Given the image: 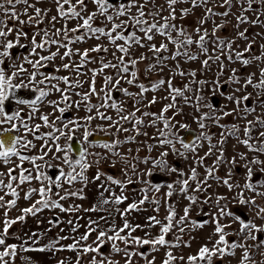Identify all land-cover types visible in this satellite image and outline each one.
<instances>
[{
    "label": "snow or ice",
    "instance_id": "6c2138e0",
    "mask_svg": "<svg viewBox=\"0 0 264 264\" xmlns=\"http://www.w3.org/2000/svg\"><path fill=\"white\" fill-rule=\"evenodd\" d=\"M52 2L56 8V15L49 16L50 9L37 6L41 0H0V13H2L0 15V164L7 166L6 171H0V192L4 193L0 195V209H3L2 220H0L2 223L0 264H12L18 255V250L38 253L51 252L53 254L61 251L76 253L74 262L65 258L58 260L57 264H83L85 256L88 257L87 264H120L119 261L112 258V253L123 254V264H136L135 257L137 256L145 259L147 264H155L154 258L149 259L144 252L138 251V249L148 246L155 252L159 250V247L169 249L178 248L181 245L190 247V244L182 239L181 234L196 228H203L206 224L214 225L213 232L207 238V243L202 245L196 254L187 256L185 260V257H177L169 250L166 252V258L162 264H175L176 261L184 262V264H201V262L213 264V258L223 260L226 256L234 257L237 249H242L239 264H246L252 258L249 248L254 247L257 251L264 249V239L260 238L264 235V206L258 204L255 198L256 196L264 198V192L258 190L264 188V159H261L264 157V114L256 115L253 120L247 119L249 115L256 112L257 107H264V43L259 44V54H256L257 37L264 40V0H165L162 5H156L155 0H119V2L117 0H52ZM89 4L94 6V10H89ZM149 4L154 6L155 11L147 7ZM180 4H187L189 7L179 9L180 16L177 17V6ZM17 6L22 7L18 9ZM196 8L202 9V14L197 18L196 27L191 32L183 25L174 23L178 18L183 20L193 15V9ZM164 11L168 12V16L163 15ZM4 16L9 19L5 20ZM101 18L102 25H97L96 21ZM45 19L48 20V26L41 27ZM73 20L77 23L75 27L69 28L68 23ZM61 21L63 23H60ZM57 24L60 26L57 27ZM206 25H210V29ZM26 27L32 29V34L25 30ZM229 27L232 30L230 35H220ZM252 28H261L262 31L250 32ZM10 35L13 39H9ZM157 35L163 37L167 43L161 42L159 45L154 43V38ZM22 38L28 40L27 45L21 43ZM101 38L106 39L112 46L113 60H108L103 55L97 57L91 55V53L100 54L110 51V48L102 42L85 48L83 51L71 46L86 42L88 39L101 41ZM169 44L173 46L172 49L169 48ZM17 46L30 49L29 55L23 57V63H16L9 51ZM193 46L196 51L192 50ZM53 48L55 50H52ZM138 48H146L147 52H141L139 56H134V52ZM41 51L47 52V54L42 55ZM164 53H169V55H164ZM200 55L205 57L201 61L202 70L210 69L215 64L218 71L211 81L193 80L192 83L201 86L197 92H202L203 86L211 84L210 94L212 96L219 95L225 102L224 108L218 111L216 106L205 96L196 94L194 96L198 102L196 110L199 112L201 107L209 109V111L201 112L199 116L194 117L201 131L193 143L185 142L179 136L175 137L174 142L171 138L175 135L172 131L174 128L179 126L181 129H188L187 124L175 120V116L182 112V109L178 107V99L182 98L187 104L193 97L186 95V92L192 90L189 84H185L182 88L175 87L173 79L176 75L196 77L195 70L186 72L181 68L179 59L183 58L185 62L195 61ZM30 57H35V59ZM75 57H78V60ZM57 59L60 64L55 65L54 62ZM146 60L149 63L144 72L156 73L160 76L159 79L150 81L147 86L140 82L141 72L137 67ZM169 60L174 61L175 64L169 65L167 63ZM225 60L229 64L238 63L241 68L255 66L259 75L257 76L255 72L244 75L240 69L229 68L224 63ZM9 61L12 63L9 64ZM49 64L54 66V71L51 74L42 71ZM89 64H98V67L88 68ZM86 68L87 71H84ZM166 68L169 69L167 79L161 76ZM108 69L114 71L109 74L106 71ZM60 72H68L69 75H58L57 73ZM85 76L88 77L87 80L82 79ZM98 76L103 77L99 88L97 87ZM25 79L27 83L24 82ZM14 80H19V83H13ZM52 81L57 83H52ZM46 83L51 90L60 94L59 100H50L48 103L61 114L55 119L61 121L63 127H54V123L50 121L47 114L39 116L44 125L52 129L46 136L55 143L50 146L44 137L36 135L35 139L42 141L39 146L42 154L23 155L20 148L35 149L37 145L25 136H11L6 133L19 132L20 127H23L26 133L35 135L39 132L41 125L35 124L29 128L21 117V110L8 114L5 111V102L15 96V89L30 88L32 91L38 92L39 95L33 100L17 99L16 103L31 107L34 114L38 111L35 105L49 95V91L37 86ZM125 83L138 88L139 91H130L129 88L122 86ZM60 84H63L64 87H60ZM85 84H87V88H85ZM232 85L238 86L231 87L229 92L222 91L224 87ZM249 87L254 90L255 97L253 92L247 91ZM81 89L83 90L81 91ZM160 90L168 93L162 99L168 100L169 103L159 113L142 111L139 105L143 104L146 98L145 93ZM117 92L121 97H127L132 101L131 110L125 106L127 100H118L115 97L114 93ZM73 96L80 99L73 100ZM93 97L98 103H93ZM249 101H253V103H249ZM157 102V98L153 96L146 107ZM229 103L233 105L230 109L227 107ZM61 104H64L65 107H60ZM72 108L77 111L83 108L85 115L71 117L66 122L62 121L66 110ZM102 109L113 110L116 114L115 118L113 115H109L108 111H102ZM170 110H175L172 117L165 115ZM138 113L140 114L139 118L137 117ZM231 116L245 123L243 126L234 123L231 127L220 124L221 119ZM144 117H152L147 125ZM28 119H32V114H29ZM18 120L20 125L15 123ZM94 120L106 122V126L98 124L97 128L115 138L110 142L103 143L90 141L89 137L92 132L89 130V125ZM206 120L212 121L223 129L220 139L215 144L211 143L212 135L203 131L209 127L205 123ZM158 122H162L163 126L159 127ZM124 124L132 125L131 131L135 132L134 136L120 138L119 134L130 131L129 128L123 126ZM4 125H8V127L5 128ZM145 126L156 128V135L153 138L157 140L158 146L167 145L173 153H179L185 159L188 157L185 156V152H180L176 148V143H179L186 152L196 153L200 141H209L208 151L204 157H198V162L202 164L206 157L214 153L216 160L211 167H206L205 179L198 182L193 191L202 192L205 187H210L207 185L209 177H214L223 186H226L229 192L234 188H239L242 191L236 193L232 199L236 200L239 205L248 207L255 218L262 223L257 224L254 219H246L233 212L228 207L229 197L219 195L214 198L209 196L203 200L204 204L214 207L215 211H209L207 213L209 219L200 223L190 222L189 217L191 205L197 203L198 200L195 195H186L190 204L184 208L183 216L178 217L175 208L169 205L167 215L163 220L157 219L156 216H149L144 225L131 223L128 219L131 212L139 211L140 206L149 200V196L145 194L142 199L129 203L124 209L114 207L123 204L128 199L124 195L123 189L135 182L132 176H140L142 183L148 185L150 189L160 191L158 185L142 179L143 175L152 176L153 172L150 169H145L141 173L138 163L145 165L151 163L154 168H160L161 171L183 175L179 169L169 165L166 159L168 151H162L158 158L145 157L142 160L133 155L132 149H128L127 153L118 151L122 144L136 143V136H148L146 131H140L141 127ZM80 128L84 129L81 137L82 144H92L105 151L92 153L89 152L88 147L81 146L79 158H70L68 154L73 151V146L71 144L61 145L58 141L61 137L67 141H73L76 139V131ZM54 132L58 135H54ZM229 137L236 139L237 144L243 145L253 155L249 157L246 153L238 152L236 156L227 159L225 145ZM147 147L151 152L152 145H147ZM139 151L140 149L137 148L136 152ZM56 153H63V162L71 170L65 172L63 169H59V174L55 179H52L41 170L43 165L38 164L37 161H45V157L50 154L53 155V158L60 159L61 157L55 156ZM89 156L95 157L91 163L88 161ZM112 156L118 157L119 163L123 165L121 168L122 178L101 172L98 167L95 175L91 178L86 174L93 165H99L101 161H110ZM237 156H239V161L244 162L245 180L243 184L230 182L233 175L232 168L239 163ZM132 160H137L138 163H132ZM25 161L31 163L34 168H25ZM225 163L230 165L228 178H220L215 173ZM110 166L115 167L116 161H110ZM48 167L54 168L56 165L48 163ZM197 175L196 169L192 168L190 179L196 181ZM33 180L41 182V186L38 188L29 187L24 192L23 199L31 200L33 196L37 195L39 198L28 207L20 209L19 216L9 218V211L17 206L20 191L23 190L22 186L30 184ZM45 181L47 183H44ZM93 181L102 182L98 185V195L91 207L83 208L82 205L75 203L65 207L61 203V201H68L73 197L85 199L83 186ZM76 182H79L82 187L77 189L64 187L65 184L73 185ZM178 183L181 185L179 191L187 194L190 186L189 179L178 181ZM53 186L61 191L54 192ZM112 186L120 188L121 192L117 194ZM167 187L169 189L167 196L170 197L173 194V184L169 183ZM148 190L141 189L145 193ZM243 190L251 191L254 195L246 199ZM6 196H10L12 199L6 200ZM155 203L159 204L158 201ZM56 209L60 213L67 214L78 213L82 210L86 213L100 215L96 219L89 217L86 225H80L75 220L68 219L66 223L71 226V233H78L80 227H85V232L78 236L57 234L40 246V238L44 237L47 231H51L52 227L59 226L60 219L57 217L55 221L48 220L50 227L47 230L33 231L30 235L17 237L18 240H21L19 245L7 243V238L10 235L9 229L13 225L18 222L23 223L29 215L37 217L44 210ZM156 211H159V207L156 208ZM114 212L120 215L121 225L115 223ZM201 214H204L203 209H201ZM225 219L228 220V223H222ZM37 222L40 223L39 219ZM234 224H238L239 227L233 228ZM157 225H159V234L156 236H152L150 232H146L143 237L134 235L138 229L145 227L150 229ZM176 228L179 229V234L176 235L175 241L166 239L168 234ZM226 229H231V233ZM61 231L63 232L64 229ZM93 234H95V239L88 243ZM229 234L236 236L237 239L229 241L227 239ZM65 240L72 242L62 244L61 241ZM247 240L253 241V244H247ZM106 244L110 245L108 253L101 251ZM208 244H211V247ZM261 255H264V252H261ZM25 261L26 264H33L28 257H25Z\"/></svg>",
    "mask_w": 264,
    "mask_h": 264
},
{
    "label": "rangeland",
    "instance_id": "374dc122",
    "mask_svg": "<svg viewBox=\"0 0 264 264\" xmlns=\"http://www.w3.org/2000/svg\"><path fill=\"white\" fill-rule=\"evenodd\" d=\"M155 3H156V5H162L165 3V0H155ZM37 6L44 8V9H50L51 11L49 12V16L56 15V8H55V5L52 2V0H41V3H39ZM20 7H22V6H17L18 9ZM88 7H89L90 11L94 10L93 5L89 4ZM147 7L149 9L155 11V8L153 5L149 4ZM165 7H166V5H165ZM177 7H178V11H177L176 15H177V17H179L180 16L179 9L189 7V5L180 4ZM29 11H31V10H29ZM201 14H202V9L196 8V9H193V15H190L187 17V19H183V20L178 18L176 21H174V23H176L177 25H183L184 27H186V29L189 32H191L196 27V20L199 16H201ZM0 15H2V13H0ZM163 15L168 16V12L164 11ZM3 18L5 20L9 19L7 16H4ZM149 19H151V17H149ZM60 23H63V21H61ZM76 23H77V21L73 20V21L68 23V27L69 28L75 27ZM233 23H234V21H233ZM96 24L102 25V18L98 19L96 21ZM47 26H48V20L45 19L44 24L41 25V27H47ZM59 26H60V24H57V27H59ZM206 27H209V29H210V25H206ZM25 30L29 31V34H32V29H29L26 27ZM260 31H262L261 28L250 29V32H260ZM231 32H232L231 27H229V28L225 29L222 33H220V35H230ZM174 35H175V33H174ZM9 39H13V37L10 35ZM101 42L106 47H109L110 51L108 53H100V54L91 53V55L93 57H97L98 55H103L108 60H113L112 46L110 44H108L107 40L104 38H101V41H97L95 39H88L86 42L71 45V46L73 48H79L81 51H83V49L90 48V47L94 46L95 44L101 43ZM153 42L156 43L157 45H159L161 42L167 43V41L159 35L155 36ZM21 43L27 45L28 40L26 38H22ZM119 43H122V42H119ZM261 43H264V40H261L260 38L257 37L256 54H259V44H261ZM241 47H243V45H241ZM16 48H27V47L17 46L14 49H16ZM169 48L172 49L173 46L171 44H169ZM52 50H55V49L53 48ZM192 50L196 51L194 46L192 47ZM9 51L12 55L13 49H11ZM61 51H63V50H61ZM29 52H30V49H28L26 52L19 53L17 55V57L15 58V62L16 63H23V57L26 55H29ZM141 52L146 53L147 49L146 48L145 49H139L138 48L134 52V56H139ZM41 54L44 55V54H47V52L41 51ZM117 55H120V53H117ZM164 55H169V53H164ZM30 58L35 59V57H30ZM204 58L205 57L203 55H200L197 60L188 61V62H185V60L183 58L179 59L181 68L184 71L190 72V71L195 70L197 75L194 78L189 77V76L176 75L175 78L173 79V85L175 87H181L182 88L185 84H189L190 88L192 90L186 92V95L189 97H193V99L187 104L184 102V100L182 98L178 99V107L180 109H182V112L180 115L175 116V120H178L181 123L187 124L188 129H181V128H179V126L174 128L172 131L175 135L173 137H171L174 140V142H175L176 136L183 138V135L186 133H188L191 137L192 133L189 130H192L195 133V138L191 141L193 143L196 141V137L199 135V133L201 131V129H199L197 123L195 122L194 117L199 116L201 112L209 111V109L201 107L199 112L196 110V106L198 104V102L194 99V96L196 94H202L212 104H214L212 101V98L217 97L218 98V105H215L217 110L219 111L220 109L224 108L225 102L221 100V97L219 95L212 96L210 94L209 88L211 87V84L203 86L202 92H197V90L200 89L201 86L197 85L195 83H192L193 80L211 81L213 79V77L217 74L218 69H217V65H215V64H213L210 69H207V70L201 69V61ZM75 59L78 60V57H75ZM8 63L11 64L12 61H9ZM148 63H149V61L146 60L137 66L141 72L139 80H140V82L144 83L146 86L149 84L150 81H155V80L160 78V76H158L156 73L149 74V73L144 72V69ZM167 63L169 65L175 64V62L171 61V60H169ZM224 63L227 64L229 68L240 69L241 73H243L244 75H246L247 73H250V72H255L257 74V76L259 75L258 69L255 66H250L248 68H241L240 64H238V63L229 64L228 61H226V60L224 61ZM54 64L58 65V64H60V61L57 59L54 62ZM97 67H98V64H89L88 65V68H97ZM42 71H45V72L50 73V74L53 73V71H54L53 64H49V66L45 69H42ZM84 71H87V68ZM106 71H107V73L111 74L114 70L108 69ZM225 71L227 74V69ZM57 74L58 75H69L68 72H60ZM161 76L163 78L167 79L169 76V69L166 68L164 70V72L161 74ZM82 79L87 80L88 77L85 76V77H82ZM24 82L27 83V80L25 79ZM102 82H103V77L98 76L97 77V87L98 88L100 87ZM13 83H19V80H14ZM52 83H57V82L52 81ZM122 86L129 88V90L132 92H138L139 91L138 88L131 86V85H127L126 83L123 84ZM237 86L238 85L226 86L222 89V91L229 92L231 90V87H237ZM37 87H43L46 91H49V95L35 105V107L38 111L33 114L31 107H29L27 105H18L15 102V100H12V103H14L13 112H15L17 110H21V117L24 120V122H26L28 124L29 128H32L33 125H35V124H40L41 127H40V130H39L37 135L44 137L45 140H47L49 145L51 146L55 142L51 141V138L47 137L46 134L49 131H52V129L45 126L43 121L39 119V116L47 114V115H49L50 121H52L54 123V127H57V128L63 127L62 122L56 121V119H55L56 116H60L61 114L58 111L54 110L53 107L48 103L50 100H59L60 94L54 92V90H51L50 86L47 83L45 85H38ZM60 87H64V85L60 84ZM85 88H87V84H85ZM29 90H31V89L29 88ZM82 90L83 89H81V91ZM247 91L253 92V95L255 97V92L251 87H249ZM38 95H39V93H38ZM166 95H168V93L163 91V90L156 91V92L149 91V92L145 93L146 98H145L143 104H141L139 106L141 107L142 111H148L151 113H159L161 111V109L167 103H169L168 100L162 99V97H164ZM153 96H155L157 98L158 102L154 105H151L150 107H146L148 101L151 100ZM72 99L78 100L80 98L73 96ZM117 99L118 100L119 99L127 100V104L125 106L129 110H131L132 101L130 99H128L127 97H121L120 93H119ZM8 101H11V100L9 99ZM6 103H7V101L5 102V106H6ZM93 103H98V101L96 100L95 97H93ZM249 103H253V101H249ZM60 107H65V105L61 104ZM227 107L230 109L231 107H233V105L229 103L227 105ZM66 111H69L71 116L67 117V118H62V121H64V122H66L67 119H69L71 117L84 116L85 115V111L83 108H81L79 111H77L75 108L68 109ZM102 111H108V114L113 115V117L115 118L116 114L113 110L102 109ZM29 114H32V119H28ZM174 114H175V110H170L165 115L172 117V116H174ZM260 114H264V107H257L256 112L249 115L247 117V119L253 120L256 115H260ZM139 116H140V114L138 113L137 117L139 118ZM151 119H152V117H144L145 124L147 125ZM173 122H175V121H173ZM15 123L17 125H20L19 120L15 121ZM205 123L207 125H209V127L204 129L203 131H206L209 135H212L211 143L215 144L220 139V133L223 131V129L218 127L216 124H214L210 120H206ZM234 123L243 126V124L245 122L241 121V120H237L234 116L224 117L223 119L220 120V124L226 125L227 127H231V125ZM98 124H104L106 126V122H103L100 120H94L89 125V130L92 133H101L104 135L108 134L106 132L100 131L99 128H97ZM123 126L129 128L130 131L128 133L119 134L121 139H124V137H126V136H134L135 135V132L131 131V129H132L131 124H124ZM158 126L162 127L163 126L162 122H158ZM3 127L7 128L8 125H4ZM83 131H84V129L80 128L75 133V137L77 139H79L81 142H82L81 137H82ZM109 131H111V130L109 129ZM140 131L141 132L146 131L148 133V136H144V135L136 136V141H137L136 143L122 144L119 146L118 151L121 153H127L128 149H132L133 155L138 156L140 160H142L145 157L158 158L162 151H168L169 154L166 157V159H167L169 165L171 167H175V168L179 169L180 172L183 173V175L181 176V175H178L177 173L164 172V171H161L160 168H154L151 163H149L148 165H145L143 163H138L137 160H132L131 161L132 163H138V169L140 170L141 173H143V171L145 169H150L153 172L152 176L143 175L142 179L150 181L151 184L158 185L160 188V191L157 192L154 189H150L148 185L141 182L140 176H132V179L135 182L130 184V185H127L123 189V193L125 196L128 197V199L123 204H121L119 206H114V207H119L120 209H124L127 207V205L129 203H132L134 201H138V200L142 199L145 194H147L149 196V200L145 201V203L140 206L139 211L131 212V214L128 216V219L130 220L131 223L144 225V224H146L147 217H149V216H156L157 219L163 220L164 217L167 215V208L169 205H171L175 208V210L178 214V217L183 216L184 208L188 207L190 204V201L186 198V195H195L198 197L197 203L191 205V210L189 212L190 222L196 221L197 223H200L204 220L209 219L207 213L209 211H215V209H214V207L210 206L209 204H204L203 200L209 196L214 198L217 195H219V196H228L229 197L228 207L233 212H236L238 215L244 216L246 219H248V218L254 219L257 224L262 223V221L255 218V216L249 210L248 207L241 206V205H239V203L236 200L232 199V197L236 193L242 191L239 188H234L231 192H229L226 186H223L214 177H209V178H207V185H210V187H205V190L202 192H194L193 191V189L196 188L197 183L200 181H203L205 179L206 167H211L216 160V154L214 153L213 155L206 157L202 164L198 162V157H204L205 153L208 151L209 141H206V140L200 141L199 145H202V146H199V145L197 146V152L196 153L186 152L181 147V145L179 143H176V145H175L176 148L179 149L180 152H185V156L188 157L187 159H185L184 157H181L179 155V153H173L171 151V148L167 145H165L163 147L158 146L157 140L153 138L156 135V128L155 127H147V126L141 127ZM18 133H19V135L25 136L27 139L32 140L33 143L35 145H37V147L35 149H25L27 151H31L30 155H41L42 154V152L39 150V146L42 143L41 140L35 139V136L33 134L26 133L25 130L23 129V127H20ZM53 134L58 135V133H55V132ZM254 135H255V133H254ZM241 136H242V133H241ZM114 138H115L114 136H110V140L106 141V142H110ZM89 140H90V137H89ZM69 142L70 141H67L64 137H61L60 140L58 141V143L61 145L69 144ZM100 143H103V142H100ZM147 145H152L151 152H149ZM83 146L88 147L89 152H92V153L105 151L104 149L95 147L92 144H83ZM234 146H235V148H234ZM137 148L140 149V151L138 153L136 152ZM20 149H23V148H20ZM238 152L239 153H246L249 157H251L253 155L252 153H249L247 148H245L243 145L237 144L236 139L229 137L227 144L225 145V157L227 159H230L231 157L236 156V154ZM68 155L70 158L75 159L71 152ZM55 156H59L61 158L55 159V158H53V155L50 154L49 156L45 157V161H47V163H45V161H41V164L43 165L42 169L44 170V173H45V167L48 165V163L56 165V168L57 167L61 168L65 172L71 170L69 168V166L64 164V162H63V159H62L63 153H56ZM13 159H15V158H13ZM93 159H95V157H93V156L88 157V161L90 163L93 161ZM261 159H264V157H261ZM237 160L239 161V156H237ZM110 161H116V166L111 167ZM110 161H107V160L101 161L99 165H93V167L90 168L91 170L89 169L86 174L91 178L92 176L95 175L97 167H98L101 172L113 175L116 178H122L121 177V168L123 167V165L121 163H119V158L112 156V157H110ZM243 164H244L243 161H239V163L235 167L232 168L233 175H232L230 182L239 183V184L244 183L245 169L243 167ZM28 165L32 166V164H30L28 161H26V165H24V167H26ZM0 167L3 169H7V166L3 165V164H0ZM229 167H230V165L227 163L222 164L218 168V170L216 171L215 175L219 176L220 178H228L227 174H228ZM192 168H195L197 171V174H198L196 181H192L190 179ZM184 179H189V185L190 186L188 188L187 194L181 193L179 191V188L181 185H180V183H178V181H182ZM101 182L102 181H93L92 183H89L86 186H83L84 187L83 195L85 196V199L81 200V199L73 197L68 201H61V203H63L65 205V207H67L71 203L80 204V205H82L83 208L91 207L92 204L95 203V201H96L98 191H99L98 185ZM44 183H46V181ZM169 183L173 184V190H172L173 194L170 197L167 196V193L169 191L167 185ZM28 186H29V184H27V187ZM64 187L70 188V189H77V188L82 187V185L79 182H76L73 185L65 184ZM112 187H113V190L117 194H119L121 192L120 188H118L116 186H112ZM141 189H149V190L145 193V192H142ZM258 190L264 192V188H259ZM24 191L26 192L25 189L20 191V198L17 200V206L9 211V218H15V217L19 216L21 214L20 209L28 207L31 203L34 202V200L39 198L37 195V196H34L33 199H31V200L23 201L22 199L24 196V194H23ZM53 191L54 192H60L61 189L56 188ZM2 194H4V193L0 192V195H2ZM243 195L247 199V198H251L254 194L251 191L243 190ZM53 198H56V197H53ZM255 198H256V201L258 204H260L261 206H264V198H262L260 196H256ZM5 199L6 200L12 199V197L6 196ZM156 201L159 202L158 205H157V203H155ZM222 203H224V202L222 201ZM157 207H159V211H156ZM201 209H203L204 214H201ZM2 213H3V209H0V220H2ZM98 215H100V214H98V213H86L82 210L78 213H72V214L60 213L58 209H56V210H44L42 213L38 214V218L40 221L39 224L37 222L38 221L37 218H34L33 216L29 215L28 217H26V219L23 223L18 222L17 224L13 225L9 229L10 235L7 238V243H9V244L16 243L19 245L21 243V240H18L17 237H24L26 234L30 235L31 232H33V231L47 230L50 227V225L48 224V220L52 219L53 221H55L57 217H59V219H60L59 226L58 227H52L51 231H47V234L44 237L40 238V246L47 243L48 240L54 238L57 234H60V235H77L78 236L79 234H82L85 232V230H86L85 227H80L78 230V233H71L70 232L71 226H69L66 223V221L68 219H73L76 221V223H78L80 225H86L87 219L89 217L96 219ZM113 216H114L115 223L117 225H121L122 219H121L120 215L114 212ZM222 223H228V220L225 219L222 221ZM213 227H214V225H212V224H206L203 228H196L190 232L186 231L185 233L181 234L182 239L185 242H188L190 244V247H185L183 245H181L178 248L173 247L170 249L166 248V247H159L158 251L153 252L150 247L145 246L143 248H139L138 251L144 252L148 256L149 259L154 258L155 264H162V261L166 258V252L169 250L172 251L175 256H177V257L183 256V257H185V260H186L187 256L196 254L198 249L202 245L207 243V238L213 232ZM238 227H239L238 224L233 225V228H238ZM61 229H64V231L62 232ZM0 230H2V223H0ZM226 231L231 233L232 230L226 229ZM146 232H150L152 234V236L158 235L159 234V225H157L153 228H150V229L146 228V227L143 229H138L137 232L134 233V235H138V236L143 237ZM177 234H179L178 228L174 229L173 232H170L168 234V236L166 237V239H168L170 241H175V237ZM260 238L264 239V235H262ZM94 239H95V234H93L90 237V240L88 241V243H91V241ZM227 239L229 241H232V240H236L237 237L229 234ZM71 242H72L71 240L61 241L62 244H68ZM246 243L249 245H252L253 241L247 240ZM208 246L211 247V244H208ZM0 250H2V248H0ZM109 250H110V245L106 244L105 247L101 251L104 253H108ZM249 252L252 255V258H251V260L247 261L246 264H264V255H261V252H264V249L257 251L254 247H252V248H249ZM241 254H242V249H237L236 255L234 257L226 256L223 260H218L216 258H213V264H239V259H240ZM122 255L123 254L118 255V254L112 253V258L114 260L119 261L120 264H123ZM25 257L30 258L32 260L33 264H57L58 260L65 259V258L74 262L75 257H76V253L70 252V251H61V252H56L55 254H53L51 252L38 253V252H23V251L18 250V255L15 258V260L12 262V264H26ZM87 260H88V257L85 256L83 264H87ZM135 262H136V264H147L146 260L139 257V256L135 257ZM175 264H184V262L176 261ZM201 264H203V262H201Z\"/></svg>",
    "mask_w": 264,
    "mask_h": 264
},
{
    "label": "flooded vegetation",
    "instance_id": "af4514ba",
    "mask_svg": "<svg viewBox=\"0 0 264 264\" xmlns=\"http://www.w3.org/2000/svg\"><path fill=\"white\" fill-rule=\"evenodd\" d=\"M117 2H119V0H117ZM28 49L29 48H16V49H13L12 55H13L14 58H16L19 53L26 52ZM37 95H38V92H34L32 90H29V89H25V88L15 89V96L14 97H10V100L11 101H7L6 106H5V111L8 114H12L13 113L14 103H12V100H15V102H16L17 99L33 100V99H35V97ZM114 95H115L116 98H118L119 92L114 93ZM70 116H71L70 115V112L69 111H66L65 114L62 116V118H67V117H70ZM189 131H192V130H189ZM37 134H38V132L35 133L34 136H36ZM6 135L15 136V135H19V133L18 132H11V133H6ZM94 135H100V136H103V137H107L108 136L109 138L108 139H104V140H96V139H93V136ZM184 135H183V139H184ZM194 138H195V136H194ZM109 140H110V135H108V134L104 135V134H101V133H92V135L90 136V141H92V142H98V143H100V142H106V141H109ZM190 143H192V142H190ZM69 144H71L73 146V151L71 152L72 155H73V157L75 159H78L79 158V149H80L81 146H83L82 142L79 139L76 138L73 141H70ZM17 147H19V146H17ZM20 150H21V153L23 155H30L31 154V151H27L25 149H20ZM37 163L38 164H41V161L38 160ZM24 165H26V161H25ZM25 168L33 169L34 166L33 165L32 166L31 165L30 166L28 165ZM59 169H61V168H58V167L57 168L56 167L52 168V167H48V165H47L45 167V174L49 175L52 179H55V177L59 174ZM6 170L7 169H3V168L0 167V171H6ZM41 170L44 172L43 169H41ZM40 186H41V182L36 181V180H33V181H31V183L29 184L28 187H27V184H25V185L22 186V188H23V190L25 189L27 191V189L29 187L38 188ZM55 189L56 188L53 186V190H55ZM33 197H32V199H33ZM22 200L23 201H27L25 199H22ZM34 218L39 219L38 216L37 217H34Z\"/></svg>",
    "mask_w": 264,
    "mask_h": 264
},
{
    "label": "water",
    "instance_id": "95a60500",
    "mask_svg": "<svg viewBox=\"0 0 264 264\" xmlns=\"http://www.w3.org/2000/svg\"><path fill=\"white\" fill-rule=\"evenodd\" d=\"M212 101L214 103V105H218V98L217 97H213L212 98ZM194 136H195V133L194 131H192V136L190 137V135L188 133H186L184 135V140L188 143H190L193 139H194ZM109 137H103V136H100V135H94L93 136V139H96V140H104V139H108Z\"/></svg>",
    "mask_w": 264,
    "mask_h": 264
},
{
    "label": "bare ground",
    "instance_id": "6f19581e",
    "mask_svg": "<svg viewBox=\"0 0 264 264\" xmlns=\"http://www.w3.org/2000/svg\"><path fill=\"white\" fill-rule=\"evenodd\" d=\"M191 133H192V131H191Z\"/></svg>",
    "mask_w": 264,
    "mask_h": 264
}]
</instances>
